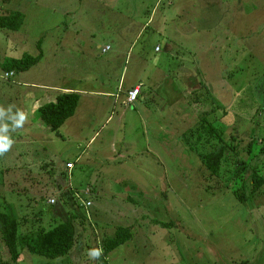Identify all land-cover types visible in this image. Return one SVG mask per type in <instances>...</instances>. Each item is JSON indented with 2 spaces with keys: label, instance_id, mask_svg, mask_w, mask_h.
<instances>
[{
  "label": "rangeland",
  "instance_id": "374dc122",
  "mask_svg": "<svg viewBox=\"0 0 264 264\" xmlns=\"http://www.w3.org/2000/svg\"><path fill=\"white\" fill-rule=\"evenodd\" d=\"M216 2L0 0V16H25L18 31L0 28V209L22 233L51 230V173L64 170L68 190L57 196L78 232L68 256L26 251L18 264H264V186L250 197L249 168L235 175L246 161L264 177V0H243L222 20ZM40 54L4 79L5 60ZM136 84L141 96L124 104ZM36 85L80 95L58 131L26 122L36 97L48 102ZM215 110L214 129L225 125L241 154L218 178L199 158L213 146L198 139L201 115ZM127 227L132 238L101 259L104 240ZM0 260L10 262L1 233Z\"/></svg>",
  "mask_w": 264,
  "mask_h": 264
},
{
  "label": "trees",
  "instance_id": "16d2710c",
  "mask_svg": "<svg viewBox=\"0 0 264 264\" xmlns=\"http://www.w3.org/2000/svg\"><path fill=\"white\" fill-rule=\"evenodd\" d=\"M24 20L25 16L21 12L11 13L7 16H0V28L18 31L22 27ZM41 57L42 54L38 56H26L22 59H9L5 60L2 65L5 73L24 72L35 66L39 60H41ZM79 101L80 95L78 93L71 92L59 94L54 102L43 104L38 108L41 121L52 131H58L65 125L67 120L75 115ZM258 113L261 114L260 109L257 111V114ZM201 117L203 119L202 121H204V124L207 126H203L202 124L201 133L199 134L198 139L200 143L203 142L208 146L209 144L212 145L213 150L207 153H201L199 158L202 166H204L209 172V176L218 178L223 164L231 157V152L233 151L237 154L238 151L237 158L241 157V154L238 146L234 147L227 143L229 141L223 140V138L226 137L225 125L219 122L218 126L223 132L220 133L213 127V124H215V122H212L214 120L213 115L212 118L209 119V122L207 119L210 115L207 113H204ZM224 127L225 129L223 131ZM252 145L253 142L246 151L247 158L251 156ZM263 154L264 147L260 150V156H263ZM259 158L260 157L257 158V161ZM248 168V174L250 173L251 175V181L249 182L251 185V197L256 195L264 186V177L259 175L256 171V167L249 166L246 161L238 164L235 175L240 174L241 171L245 172ZM233 194L241 202H245L247 199V196L241 194L239 190L233 192ZM70 195V193H67L63 199H71ZM6 210L7 208L5 210L0 209V233L10 256V262L8 261L6 264H18L23 253L26 251L47 259L54 260L64 258L68 256L77 245L78 232L74 224V219L72 218L56 224L51 230L39 229L37 232L22 233L20 227L23 223L12 214V211ZM162 226L166 225L162 224ZM131 229V227L119 228L115 237L105 239L103 242L104 255L101 259L129 241L132 238ZM103 263L108 264L104 259ZM0 264H4L3 261L0 260Z\"/></svg>",
  "mask_w": 264,
  "mask_h": 264
},
{
  "label": "crops",
  "instance_id": "0c3cea01",
  "mask_svg": "<svg viewBox=\"0 0 264 264\" xmlns=\"http://www.w3.org/2000/svg\"><path fill=\"white\" fill-rule=\"evenodd\" d=\"M222 1H223V5H224V7L226 9L222 12V14H220V16L222 17L221 20L223 19V14H232V12H231L232 9H235L236 7H239V9L242 8L243 0H222ZM213 5L217 7L216 0H215V3ZM208 8H210V7H208ZM205 9H206V7H205ZM205 9H204V12H205ZM157 47H159V46H157ZM156 48H155V51H156ZM159 48H160V50L159 51H156L158 53H160L162 51V48L161 47H159ZM164 48H167V44L164 46ZM111 50H112V48H111ZM17 84H19V82H17ZM23 85H27V84L26 83H23ZM35 87H40V88H45L46 89L45 91L47 92V94L45 95L44 98L45 99L48 98L47 99V101H48L47 103H50V102L56 100V97L59 94H62V93H71V92L74 91L72 88H68V87L63 88V89H60V88H52V87H48V86H38V85H36ZM136 87H141V85L140 84L130 85L127 89H128V91H130V90H132V89H134ZM128 91H124L125 92V95H126V93ZM142 92H143V87H141L140 96H141ZM100 94L103 96L105 94V92H102ZM40 101H42V100H40V97H38V98L36 97V100L33 102L34 105H33V103L30 104V108H29L28 114L26 115V122L28 123V125H34V124L37 125L39 129H43V128L48 129L49 127H46V125L41 121L40 115L38 113V108L41 106L40 105ZM221 110H219V111H221ZM217 111L218 110H215L211 115H215V113ZM75 115H76V113H75ZM74 116L72 118H70L69 120H67V122L73 120ZM218 121H219V119H218ZM42 124H44V125H42ZM72 171L71 172L69 171L68 173H72ZM65 173H66V171H64V170L51 173L52 176H56V179H54V181L49 184L52 187L51 189H53V191L57 192L56 194L50 196L49 199H48V201H47V203L49 205H51L49 203V200L50 199H55L56 200V203L54 205H51V206H56V209L53 212V218L56 219V222H55L56 224H59L60 222H63V221L66 220V219H63L65 217V211H64V209L62 208V205H61V202H63V201L59 200V198L57 196V194H59V191L61 192L62 189L63 190H68V189H65V176H66ZM63 186H64V188H62ZM70 196L72 197V194ZM62 199H63V197H62ZM69 201H70V199H69ZM60 213H63V216H62L61 219H57V218H60V216H59Z\"/></svg>",
  "mask_w": 264,
  "mask_h": 264
},
{
  "label": "built area",
  "instance_id": "2783aa9c",
  "mask_svg": "<svg viewBox=\"0 0 264 264\" xmlns=\"http://www.w3.org/2000/svg\"><path fill=\"white\" fill-rule=\"evenodd\" d=\"M110 50H111V46H110V45H107L105 48L102 49V53H103V54H106V53H108ZM159 50H160V48L157 47V48H156V51H159ZM14 76H15V73H14V72H6V73L4 74V79H5V80H9V79H11V78L14 77ZM140 93H141V89H140V87H136V88H134V89L128 91V92H127V95H126V99H127V100L124 102V104H126V105H127V104H133L134 102H136V101L138 100V97H139ZM73 168H74V165H72V164H68V165H67V169H68L69 171H71ZM85 194H86V195H90V194H91V191H90V190H86ZM77 199H79V200L82 202V205H83V207H84L86 210H88L89 207H91V205H92V203H91L90 201L83 202L82 199H80V198L78 197V195H77ZM49 203H50L51 205H54V204L56 203V200H55V199H50V200H49Z\"/></svg>",
  "mask_w": 264,
  "mask_h": 264
}]
</instances>
